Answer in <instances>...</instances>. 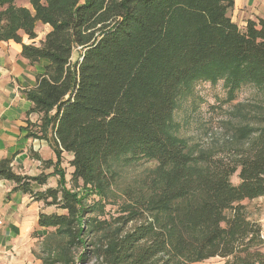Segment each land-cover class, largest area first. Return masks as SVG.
Masks as SVG:
<instances>
[{
  "label": "trees",
  "instance_id": "1",
  "mask_svg": "<svg viewBox=\"0 0 264 264\" xmlns=\"http://www.w3.org/2000/svg\"><path fill=\"white\" fill-rule=\"evenodd\" d=\"M16 1L0 0V42L48 62L26 97L41 115L39 135L56 155H72L73 178L88 185L84 194L63 183L40 194L63 209L39 214L38 225L54 229L41 264H264L261 224L242 203L264 195V18L239 28L234 0H26L31 9ZM36 22L50 31L37 46L23 43L19 33L35 38ZM200 81L221 83L228 101L244 86L255 94L230 112L232 141L195 156L173 117ZM144 160L155 166L121 190L114 222L85 217L83 198L104 196L116 165ZM0 178L25 192L45 180L16 174L8 160Z\"/></svg>",
  "mask_w": 264,
  "mask_h": 264
},
{
  "label": "crops",
  "instance_id": "2",
  "mask_svg": "<svg viewBox=\"0 0 264 264\" xmlns=\"http://www.w3.org/2000/svg\"><path fill=\"white\" fill-rule=\"evenodd\" d=\"M233 3L229 15L241 29L248 20L264 18V0ZM22 42L29 44L26 35ZM21 47L13 40L0 42V160H8L11 171L18 175L36 176L41 157L51 158L52 150L47 139L32 135L39 129L41 115L32 111L26 92L36 87L48 62H30L21 54ZM15 185L0 178V264H41L39 243L49 228L38 225L39 214L58 211L37 198V188L31 185L32 192H25Z\"/></svg>",
  "mask_w": 264,
  "mask_h": 264
},
{
  "label": "rangeland",
  "instance_id": "3",
  "mask_svg": "<svg viewBox=\"0 0 264 264\" xmlns=\"http://www.w3.org/2000/svg\"><path fill=\"white\" fill-rule=\"evenodd\" d=\"M16 5H23L31 9L26 0H18L16 1ZM35 24V38L29 39V44L39 45L40 42L44 40L45 34L51 28L48 24H43L41 22H36ZM19 36L20 39H22V36H25V34L20 32ZM78 56L79 52L74 51L71 60L74 61ZM254 94L255 90L248 86H244L239 90L236 98L228 101L226 100L225 91L221 88V83L215 85V87L202 81L194 83L186 96L181 98L176 104L177 108L173 117V121L177 125V129L175 130L176 136L183 141L186 150L192 155L196 156L202 152L209 154L217 153L220 149V145L223 146L232 141V137L228 133L226 125H228L227 121L231 119L230 112L234 104L236 102L252 99ZM232 120L238 121V118L232 117ZM35 134H37V138L40 139L39 129ZM48 143L52 150V157L48 159L41 157L40 173L36 175L43 176L45 180L41 184L35 183L34 181L31 184L38 189V191L35 192L36 194L39 193L38 198H40V194L41 196L44 195L43 193H45L47 189H60L62 183L66 185L67 188L84 194V190L88 185L85 186L79 179L73 178V167L70 162L72 155L65 151L58 152L56 155L50 142ZM154 166L155 162L148 160L132 163L128 166L120 163L116 165L115 168L117 172L114 181L106 191V194L101 197L97 195H86V197L83 198V205L86 208H91L90 211L85 213V217L89 215L94 217L97 216L99 220L106 219L114 222V220L122 214V212H120V203L122 199L121 190L139 180V178L143 177L144 174ZM60 170L64 174V181L60 179ZM23 177L29 178L32 176L27 175ZM231 179L234 183L238 182L236 174H234ZM58 196L60 197V193ZM40 199H43L47 205H50L49 209L63 211L60 207V200H58V197L56 199L57 201L53 203L50 197L44 198L43 196ZM242 203L246 208L248 218L261 224L262 237H264V195L260 198L244 200ZM47 232L52 234L54 233V229L49 228ZM90 235V233H87L85 237L84 242L87 244L91 238ZM42 240L39 243V249L42 246ZM49 240H51V237ZM85 249H87V246H85ZM74 251L75 255H77V253L84 250L82 246H75ZM261 252L264 254V246L261 248ZM225 261L226 259L223 257H212L202 261H195L191 264H224ZM92 262L93 261H89L87 264H93Z\"/></svg>",
  "mask_w": 264,
  "mask_h": 264
}]
</instances>
